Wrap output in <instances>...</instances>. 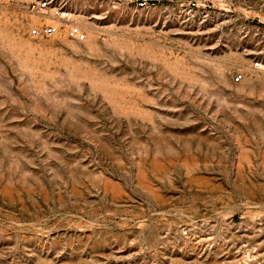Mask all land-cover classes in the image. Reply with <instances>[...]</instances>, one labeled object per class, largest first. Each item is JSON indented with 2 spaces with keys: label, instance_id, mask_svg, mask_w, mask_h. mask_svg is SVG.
Returning <instances> with one entry per match:
<instances>
[{
  "label": "rangeland",
  "instance_id": "obj_1",
  "mask_svg": "<svg viewBox=\"0 0 264 264\" xmlns=\"http://www.w3.org/2000/svg\"><path fill=\"white\" fill-rule=\"evenodd\" d=\"M32 1L0 0V264H264L260 0H71L84 39Z\"/></svg>",
  "mask_w": 264,
  "mask_h": 264
},
{
  "label": "built area",
  "instance_id": "obj_2",
  "mask_svg": "<svg viewBox=\"0 0 264 264\" xmlns=\"http://www.w3.org/2000/svg\"><path fill=\"white\" fill-rule=\"evenodd\" d=\"M160 0H134L137 6H148ZM174 4L179 5L181 13L188 16L194 14L198 8H202L206 2L205 0H168ZM212 4H215L216 0H210ZM225 5H220L224 8L230 9L238 0H218ZM248 3V2H247ZM209 4V3H207ZM248 7L252 4L248 3ZM259 9L262 10V17L255 19V14H251L250 8L245 9V19L242 25V37L258 36V40L255 42L259 46L256 49H252L255 55L251 57V66L264 70V0H260ZM204 8V7H203ZM31 10L41 14L39 21L31 23L28 32L32 35H49L57 33L60 30H64L66 35L77 39H84L86 37V31L80 26V24L73 20L71 16V0H34L31 3ZM46 17H52L55 21H46ZM258 22V23H257ZM242 77V72L237 70L233 73V79L239 80Z\"/></svg>",
  "mask_w": 264,
  "mask_h": 264
}]
</instances>
